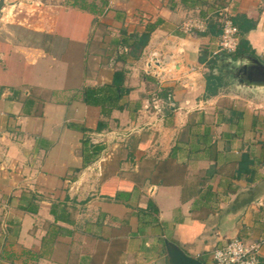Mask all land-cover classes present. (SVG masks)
<instances>
[{
	"label": "crops",
	"instance_id": "obj_1",
	"mask_svg": "<svg viewBox=\"0 0 264 264\" xmlns=\"http://www.w3.org/2000/svg\"><path fill=\"white\" fill-rule=\"evenodd\" d=\"M219 8L264 66V0H0V264H214L232 237L264 264V87L179 28Z\"/></svg>",
	"mask_w": 264,
	"mask_h": 264
},
{
	"label": "built area",
	"instance_id": "obj_2",
	"mask_svg": "<svg viewBox=\"0 0 264 264\" xmlns=\"http://www.w3.org/2000/svg\"><path fill=\"white\" fill-rule=\"evenodd\" d=\"M216 14L220 17V33L210 43L209 57L234 53L239 41L238 29L232 23L225 9H217ZM179 28L184 33L204 32L206 19L188 16L181 21ZM143 64L145 71L159 82L169 62L167 55L157 51H149L144 56ZM168 98L167 96L166 100ZM149 104L156 111H160L164 106L163 102L154 93L149 99ZM165 105L167 106V102ZM262 243L263 240L244 242L238 237H232L222 246L214 248L210 252V257L214 264H258V250Z\"/></svg>",
	"mask_w": 264,
	"mask_h": 264
},
{
	"label": "trees",
	"instance_id": "obj_3",
	"mask_svg": "<svg viewBox=\"0 0 264 264\" xmlns=\"http://www.w3.org/2000/svg\"><path fill=\"white\" fill-rule=\"evenodd\" d=\"M216 10H214L212 18L211 19H206V28L204 32H197L198 35L204 36V35H213L217 36L220 33V17L217 16ZM234 24V22H232ZM151 29V26L147 28V30ZM240 30H238L239 34ZM239 36V35H238ZM133 38H137L136 45L138 48H141L144 42L146 41L147 34L143 33L139 36L133 35ZM247 45L245 39L240 35L239 41L237 48L234 53L230 54L232 56H241V55H248V56H253V52L251 50H246ZM209 52L207 51H201V55L198 58L199 62H203L207 68H211L213 62H214V56L213 57H208ZM205 79V87L204 91L205 94L211 95L214 94L217 91V87L215 85V81L218 80V77H215L212 73H207L204 76ZM168 89L167 88H159L157 89V92H155L156 96L158 97H166L168 96ZM264 126V122H263ZM100 128V125L97 127V129ZM262 156L264 158V142H263V148H262ZM151 206V204H150ZM155 211V210H154Z\"/></svg>",
	"mask_w": 264,
	"mask_h": 264
},
{
	"label": "water",
	"instance_id": "obj_4",
	"mask_svg": "<svg viewBox=\"0 0 264 264\" xmlns=\"http://www.w3.org/2000/svg\"><path fill=\"white\" fill-rule=\"evenodd\" d=\"M246 58L250 63L240 67L239 76L249 84L264 87V66L254 57L248 55L239 58ZM237 58V59H239ZM165 249L169 264H201L198 260L187 256L180 248L171 243H165Z\"/></svg>",
	"mask_w": 264,
	"mask_h": 264
},
{
	"label": "rangeland",
	"instance_id": "obj_5",
	"mask_svg": "<svg viewBox=\"0 0 264 264\" xmlns=\"http://www.w3.org/2000/svg\"><path fill=\"white\" fill-rule=\"evenodd\" d=\"M208 72H210V70H207L206 71V73H208ZM232 86V84H227L226 82H225V84L220 88V91L221 92H225V91H230L231 90V87ZM246 98H248V100H249V98L250 97H246ZM253 102V101H252ZM264 105V104H263ZM251 106H252V103H251ZM261 109H262V107H261ZM260 115V118L262 119V122L264 121V113H260L259 114Z\"/></svg>",
	"mask_w": 264,
	"mask_h": 264
}]
</instances>
